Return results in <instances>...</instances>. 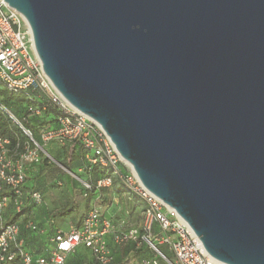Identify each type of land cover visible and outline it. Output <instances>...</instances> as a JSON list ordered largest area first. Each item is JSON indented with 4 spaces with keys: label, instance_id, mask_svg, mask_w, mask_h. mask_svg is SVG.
Returning a JSON list of instances; mask_svg holds the SVG:
<instances>
[{
    "label": "water",
    "instance_id": "water-1",
    "mask_svg": "<svg viewBox=\"0 0 264 264\" xmlns=\"http://www.w3.org/2000/svg\"><path fill=\"white\" fill-rule=\"evenodd\" d=\"M60 94L225 264H264V0H4Z\"/></svg>",
    "mask_w": 264,
    "mask_h": 264
},
{
    "label": "built area",
    "instance_id": "built-area-1",
    "mask_svg": "<svg viewBox=\"0 0 264 264\" xmlns=\"http://www.w3.org/2000/svg\"><path fill=\"white\" fill-rule=\"evenodd\" d=\"M0 83L7 91L21 93L27 99L23 116L0 100V115L16 128L11 135H0V264L16 258L21 264H66L67 255L79 257L80 246L90 250L98 264H111L113 255L106 239L109 234L117 244L133 242L139 246L145 242L154 255L143 257L139 264H225L206 252L174 208L140 182L100 124L60 94L43 70L27 21L4 0H0ZM45 111L49 113L45 115ZM51 113L54 117L48 118ZM28 120L36 126H28ZM50 142L62 149L72 142L81 147L82 164L74 177L81 181L84 196L112 187L117 179L128 193L140 198L145 206L136 220L112 223L92 206L78 225L53 235L47 255L36 257L26 250L19 238V224L16 220L7 222L4 211L11 206L13 213L21 215L31 203H42L40 190L25 193L29 166L46 162L65 169L47 150ZM94 166L108 169L109 174L93 180L80 177V172L89 173ZM26 225L37 230L32 220L28 219ZM159 246H165L173 260Z\"/></svg>",
    "mask_w": 264,
    "mask_h": 264
},
{
    "label": "crops",
    "instance_id": "crops-1",
    "mask_svg": "<svg viewBox=\"0 0 264 264\" xmlns=\"http://www.w3.org/2000/svg\"><path fill=\"white\" fill-rule=\"evenodd\" d=\"M63 150L64 149H62V156H63ZM81 164L82 163L78 162L77 165L73 167L77 169ZM26 176L28 179L29 177L28 170H27ZM27 179L25 182V193L26 194L33 189H38L37 187L29 188L27 185ZM114 181L115 182L113 186L110 188L97 190V191L89 193V195H91V201H90L89 206L90 207L97 206L101 210L102 215L105 218L109 219L112 223H117L121 219H125L127 222L129 221L134 222L136 220L137 213L134 212L135 211L134 209L131 211H127L128 209L126 208V206H129V205L126 202L130 201L131 197L134 201V198L137 196H134L128 193L119 180L115 179ZM108 195L112 197L113 203L111 204L105 201L106 198L107 200H110V198L107 197ZM42 204L43 203L35 205L31 203L25 209L28 211L27 214L17 215L13 213L11 206H8L4 211V215L6 219H8L11 215L12 216L17 215L15 220L19 224V238L23 240V245L25 249L28 250L30 253H32L36 257L39 255H47L50 247L53 244L52 237L58 230L67 231L71 225H78L81 219L83 218V216L86 214L84 213L81 216L77 214L71 219L70 224L68 225L67 228H62L61 226L53 224L54 222H53V219H51L52 218L51 216L50 217L45 216L46 207H44ZM108 204L111 205V207L113 206V204H117V206H115L112 212H109ZM124 208L127 210L125 212H122ZM28 219L32 220L33 222H35V220L42 221L40 226H37L36 232L29 231L26 225V222L28 221ZM106 239H107L110 252L113 255L112 264L114 263V261L116 262L118 259L122 258L123 256L124 258L122 259V261L124 262L126 259L132 258L133 250H131V247L135 248V246H137L135 243L128 242L125 244H117L112 240V236L110 234L107 235ZM81 247L82 246L79 247V253H80L79 257H76L75 255H72V254L67 255L66 264H95L97 263L95 256L90 252V250L85 248V251H81ZM149 251L150 250L147 249L146 251L144 250V252H141L139 259H138V263L136 264H139L140 260L143 257H149L150 256L148 254ZM84 257H87V261L84 260Z\"/></svg>",
    "mask_w": 264,
    "mask_h": 264
},
{
    "label": "rangeland",
    "instance_id": "rangeland-1",
    "mask_svg": "<svg viewBox=\"0 0 264 264\" xmlns=\"http://www.w3.org/2000/svg\"><path fill=\"white\" fill-rule=\"evenodd\" d=\"M3 86L0 85V88ZM0 95V99H1ZM21 108V109H20ZM18 111V116H21L23 113V107H20ZM54 114L51 113L48 118H53ZM47 150L51 153V155L58 160L61 164L65 166V169L58 167L56 163L47 164L46 162H41L39 164L31 165L28 167V179L27 185L29 188L37 187L38 190L42 193V205L46 207L45 216L52 217L53 224L61 226L62 228H67L70 224L71 219L76 216H79L86 213L90 208V201L91 195L84 196L83 192V185L81 181L74 177V174H78L75 167L72 165L67 164L66 160L62 156V148L56 142H50L47 145ZM81 178H84L85 175L83 172L79 173ZM84 176V177H83ZM56 182H60L61 185H57ZM36 185V186H35ZM38 185V186H37ZM128 194V193H127ZM107 197L110 200L109 204L113 203L112 197L108 195ZM129 206H126L128 209H123L122 212L131 211L134 207V201L131 197L130 201L126 202ZM108 204L109 212L117 206V204L111 205ZM70 208L72 213L64 214L63 211ZM134 212L138 213L141 210L140 206H136L134 208ZM28 211L25 210L22 214H27ZM12 217V215L10 216ZM9 217V218H10ZM8 220V219H7ZM37 226H40L42 221L35 220ZM31 232H36L37 230H31ZM161 250H163L166 255L173 260L172 255L167 251L165 246H159ZM148 248L146 247L145 242L141 243L139 246L131 247L133 250L132 258L126 259L125 262L122 261L124 256L118 259L116 262L114 261L113 264H136L138 263L139 256L141 252L146 251ZM141 250V251H139ZM81 251H85L84 247H81ZM150 256L154 255L153 251H149L148 253ZM72 260V258H71ZM84 260L87 261V257H84Z\"/></svg>",
    "mask_w": 264,
    "mask_h": 264
},
{
    "label": "trees",
    "instance_id": "trees-1",
    "mask_svg": "<svg viewBox=\"0 0 264 264\" xmlns=\"http://www.w3.org/2000/svg\"><path fill=\"white\" fill-rule=\"evenodd\" d=\"M0 85H1V83H0ZM0 95L2 96L0 100L5 105H7L14 113H18V111H20L19 110L20 107H23V109L25 108L24 103L27 102V99L21 93H12V92L7 91L4 87H2V88H0ZM22 111L24 113V110H22ZM23 113H21V116H23ZM48 113H49V111H45V115H47ZM34 121H37V119ZM34 121L28 120L25 123L28 126L32 127V126H36ZM15 129L16 128L13 124H11L7 119H5L3 116L0 115V135H11L15 131ZM63 149H64L63 150V157L66 160L67 164L75 166V165H77L78 162L82 163L83 152H82V149L77 142H72V143L68 144L66 147H64ZM107 174H109L108 169L98 167V166H94L89 173L84 172L85 177L84 176L83 177L88 178L90 180H93L94 178H96L98 176H104ZM136 206H140L142 209V208H144L145 204L140 198L135 197L133 209ZM71 212H72V210L70 208L63 211L64 214H69ZM16 216L17 215L8 218L7 222L14 221L16 219ZM8 264H21V263H20L19 259L16 258L13 261L9 262ZM95 264H97V263H95Z\"/></svg>",
    "mask_w": 264,
    "mask_h": 264
},
{
    "label": "bare ground",
    "instance_id": "bare-ground-1",
    "mask_svg": "<svg viewBox=\"0 0 264 264\" xmlns=\"http://www.w3.org/2000/svg\"><path fill=\"white\" fill-rule=\"evenodd\" d=\"M127 162V161H126ZM128 163V162H127Z\"/></svg>",
    "mask_w": 264,
    "mask_h": 264
}]
</instances>
